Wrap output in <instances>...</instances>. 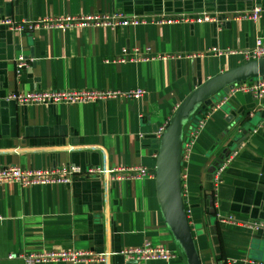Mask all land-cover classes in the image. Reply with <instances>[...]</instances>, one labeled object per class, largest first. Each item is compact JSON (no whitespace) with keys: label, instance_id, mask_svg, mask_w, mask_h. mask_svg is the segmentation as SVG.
Masks as SVG:
<instances>
[{"label":"crops","instance_id":"0c3cea01","mask_svg":"<svg viewBox=\"0 0 264 264\" xmlns=\"http://www.w3.org/2000/svg\"><path fill=\"white\" fill-rule=\"evenodd\" d=\"M255 7L262 9L257 20L235 17ZM115 11L148 22L65 31L0 26V167L97 170L69 184H0V264H27L10 258L13 253L118 252L145 241L171 248L177 258L138 262L114 254L107 262L76 264H188L159 200L157 130L195 88L249 61L225 51L264 41V0H0V18L16 21ZM206 11L217 13L219 22L151 21ZM125 48L175 58L122 62ZM20 56L26 66L18 72ZM134 88L145 89L144 97L42 105L8 99L13 92ZM215 101L212 108L204 105V128L182 159L183 196L200 261L264 264V227L238 223L264 221V97L235 87ZM194 114L184 121L185 142L199 118ZM223 154L232 160L216 181L214 162ZM116 167L147 174L116 178L107 172Z\"/></svg>","mask_w":264,"mask_h":264},{"label":"built area","instance_id":"2783aa9c","mask_svg":"<svg viewBox=\"0 0 264 264\" xmlns=\"http://www.w3.org/2000/svg\"><path fill=\"white\" fill-rule=\"evenodd\" d=\"M262 9L255 7L248 12L239 13L235 16L237 19L250 18L257 20L261 15ZM219 16L217 13L203 12L199 16L188 15L185 13H179L171 16H163L157 19H151L156 23H178V22H191V23H218ZM148 20L138 17H129L123 12L112 13H93V14H79V15H66L59 17H47L41 20H22L16 21L10 17L0 18V26H5L12 31H34L40 28H57L65 31L73 27H104V28H117L119 26H130L145 24ZM218 54H221L218 50H214ZM225 53L236 54L242 53L249 61L258 60L264 57V41L262 38L256 40L255 46L243 51L226 50ZM126 57H130L132 61H148L155 58H161L163 60L169 58H175L174 56H160L153 55L150 48H148L146 54L142 55L138 49H124L120 61L124 62ZM26 66L24 56L19 57L18 69L20 70ZM236 89L242 92H249L258 99L264 97V79L257 78L249 80L244 84L237 85ZM146 90L143 88H134L131 90H74V91H28V92H13L9 94L8 99L14 100L21 105H42V104H58V103H87L96 102L107 99H119V98H133L139 100L144 97ZM207 119V113L202 114L192 124L190 130V136L185 142L183 150V159L189 157L190 151L194 145L195 139L198 136L201 129L204 128L205 121ZM169 123L161 126L157 130V136L162 138L164 132ZM232 156V155H231ZM225 158L217 169L215 174L216 181L219 180L220 175L226 170L231 163L232 157ZM137 168L116 167L107 172L113 173L116 178H128L131 176H139L147 174L144 169H140L139 173H135ZM97 172L95 169L89 168L83 170L80 166H67L55 169H32L22 168L20 166H5L0 167V184L7 182H18L25 187L39 185V184H69L72 182V178L79 174H92ZM134 174V175H133ZM221 221L237 222L234 218L219 217ZM239 224L250 226L256 229L264 227V221H251L243 222L238 221ZM118 254L129 261H149V260H162L165 262H172L177 258V254L171 248L165 245H155L150 241H145L142 246L124 248L118 252H96L93 250H48L44 252H30L17 254H10V258H21L27 264L41 263V262H61L70 261L72 263H96L107 262L109 257Z\"/></svg>","mask_w":264,"mask_h":264},{"label":"water","instance_id":"95a60500","mask_svg":"<svg viewBox=\"0 0 264 264\" xmlns=\"http://www.w3.org/2000/svg\"><path fill=\"white\" fill-rule=\"evenodd\" d=\"M257 78L264 79V57L248 61L207 80L179 105L158 141L156 181L159 200L166 220L185 252L188 264H201V261L183 196L184 121L190 119L201 105L208 104L212 108L213 104L209 102L215 101L217 95L227 94L237 85Z\"/></svg>","mask_w":264,"mask_h":264},{"label":"trees","instance_id":"16d2710c","mask_svg":"<svg viewBox=\"0 0 264 264\" xmlns=\"http://www.w3.org/2000/svg\"><path fill=\"white\" fill-rule=\"evenodd\" d=\"M206 107H207V106H206ZM205 110H206V108L204 107V105H201V106L196 110V114L193 115V118H194V116H198V117H200L202 114H203V115L206 114V113H204ZM199 111H200V113H199ZM222 156H223L222 158L217 159V160L214 162V165L217 166V169H218V167L220 166V163H222V161L224 160V157H225L226 155L224 156V154H223ZM225 158H226V157H225Z\"/></svg>","mask_w":264,"mask_h":264},{"label":"rangeland","instance_id":"374dc122","mask_svg":"<svg viewBox=\"0 0 264 264\" xmlns=\"http://www.w3.org/2000/svg\"><path fill=\"white\" fill-rule=\"evenodd\" d=\"M221 95L223 96L224 94L221 93V94L217 95V96H216V99H215V100H216L215 102H219V99H220V96H221ZM214 106H215V105H214ZM193 125H195V124H193Z\"/></svg>","mask_w":264,"mask_h":264}]
</instances>
